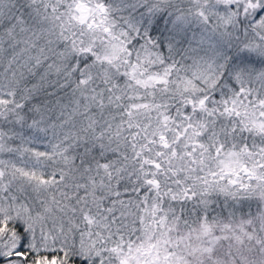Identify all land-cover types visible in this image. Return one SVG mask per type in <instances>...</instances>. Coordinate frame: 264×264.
Segmentation results:
<instances>
[{
    "label": "snow or ice",
    "instance_id": "snow-or-ice-1",
    "mask_svg": "<svg viewBox=\"0 0 264 264\" xmlns=\"http://www.w3.org/2000/svg\"><path fill=\"white\" fill-rule=\"evenodd\" d=\"M0 264H264V0H0Z\"/></svg>",
    "mask_w": 264,
    "mask_h": 264
}]
</instances>
